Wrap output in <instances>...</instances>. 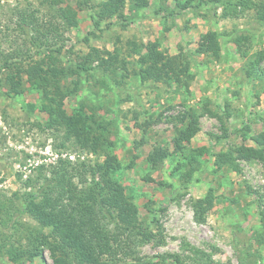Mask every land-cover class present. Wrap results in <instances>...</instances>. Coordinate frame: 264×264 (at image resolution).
<instances>
[{
  "label": "rangeland",
  "instance_id": "rangeland-1",
  "mask_svg": "<svg viewBox=\"0 0 264 264\" xmlns=\"http://www.w3.org/2000/svg\"><path fill=\"white\" fill-rule=\"evenodd\" d=\"M40 1L0 0V51L22 43L14 9L31 4L42 8ZM83 1L68 0L79 14V25L65 33V67L78 63L94 47L117 52L129 71L118 70L109 79L102 73H74L65 86L73 89L78 84L79 92L60 105L70 117L78 118L84 109L106 123L120 164L119 182L138 208L142 226L152 234L150 241L137 239L126 245L128 254L121 264H175L169 255L179 254L184 260L193 254L185 250L187 244L204 251L212 264H264V168L258 162H242L241 173H236L228 166H215V154L233 146L254 147L249 138L264 131V61L258 72L248 75L251 62L264 55V23L256 19V11L233 17L200 0L188 9L175 0H150L148 9L140 11L131 10L127 2L126 22L97 23L94 12L80 5ZM209 32L220 34L218 59L198 53ZM133 44L177 58L189 66V74L171 85L142 83L133 75L139 69ZM17 90L12 92L4 82L0 86V203L16 211L21 201L15 194L22 197L30 190L27 180L35 177L38 166L50 168L59 157L85 161L88 167L106 165L104 149L83 151L65 142L64 131L46 128L44 100L25 78ZM204 106L218 117L207 114ZM194 119L197 134L190 143H182L183 149H176L175 140L181 131L194 128ZM159 149L169 157L152 166L149 155ZM208 196L212 199L206 222L197 223L193 202ZM22 222L25 231H39L27 215ZM3 232L8 233L1 226ZM3 245L0 238V264H54L49 251L33 260H12Z\"/></svg>",
  "mask_w": 264,
  "mask_h": 264
},
{
  "label": "trees",
  "instance_id": "trees-1",
  "mask_svg": "<svg viewBox=\"0 0 264 264\" xmlns=\"http://www.w3.org/2000/svg\"><path fill=\"white\" fill-rule=\"evenodd\" d=\"M175 1L182 3L179 4L181 9H188L196 0ZM127 2L131 3L133 11L145 10L150 6V0H102L99 3L84 0L80 5L89 7L94 12L97 23L111 19L126 22L129 19L125 14ZM200 2L201 5L220 7L225 15L233 17L253 8L256 19L264 23L262 0ZM89 3L93 6H89ZM40 7L42 8H33L31 4L29 7L14 9L19 37L23 40L9 52L0 51V86L4 82L12 92L18 93L17 89L25 78L32 90L44 100L42 108L48 114L46 128L57 133L64 131L65 142L72 143L83 151L98 152L104 149L106 165L88 167L85 161L73 163L59 157L50 168L38 166L35 177L27 180L26 186L30 190L22 197L15 194L21 201L17 211L11 205L0 203V227H5L8 231L0 233V238L3 239L8 258L16 261L43 257L44 252L49 251L54 264H121L124 255L128 254L126 245L134 244L137 239L150 241L152 234L149 235L142 226L138 208L119 182L120 164L106 123L99 122L95 114L86 115L82 112L84 109L80 110L78 118L70 117L60 104L79 92L78 84L73 89L65 86L70 75L95 72L108 78L117 75L118 70L128 73V64L121 60L117 52L91 47L85 56L78 59V63L65 67V33L78 27L79 14L68 0H41ZM219 37L218 32H209L204 36V44L200 46L198 53L218 59L221 53ZM240 42L241 39H238L237 43ZM132 53L137 55L139 66L138 71H133V75L142 83L154 81L171 85L181 76L189 74L188 65L182 66L177 58L167 57L155 47L145 52L141 46L133 44ZM257 56L251 62L249 76L258 72L264 61V55ZM204 110L207 114L218 117L208 106H204ZM219 119L223 121L222 116ZM193 122V129L180 132L175 140L176 149H183L182 143H190L197 134L198 120L194 119ZM249 139L254 147L233 146L215 154V166L218 169L228 166L236 173H241L242 162H258L264 168V131ZM167 157L168 151L154 150L148 161L152 166H157ZM211 199L208 196L193 202L197 223L206 222ZM5 212L6 218L3 219ZM24 215L38 224L39 231H25V224L22 222ZM260 216L264 231V205L261 206ZM22 240L26 242L25 245ZM128 249L134 251L132 248ZM185 250L193 254L184 256V260L179 254L168 257L175 264H186L185 261H190V264L214 263L210 258L206 259L207 255L202 250L188 244Z\"/></svg>",
  "mask_w": 264,
  "mask_h": 264
}]
</instances>
